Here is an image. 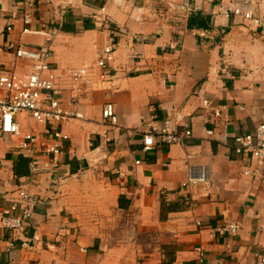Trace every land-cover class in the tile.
<instances>
[{
  "label": "crops",
  "instance_id": "1",
  "mask_svg": "<svg viewBox=\"0 0 264 264\" xmlns=\"http://www.w3.org/2000/svg\"><path fill=\"white\" fill-rule=\"evenodd\" d=\"M16 1L0 0L7 69H30L9 43L40 48L54 32V64L84 67L111 42L106 19L125 34L108 75L94 77L81 96L79 116L59 125L67 138L56 182L50 172L32 173L20 137H0V264H261L264 163L237 154L235 136L264 122V0H75L69 8L41 6L26 33L21 19L10 18ZM187 1L191 10L181 8ZM109 103L116 124L103 117ZM177 112L192 127L187 145L156 140L144 152V135ZM18 121L24 132L46 127L26 113ZM202 166L208 182L190 183ZM22 186L42 203L33 225L13 237L1 210ZM229 224L238 231L224 232Z\"/></svg>",
  "mask_w": 264,
  "mask_h": 264
},
{
  "label": "built area",
  "instance_id": "2",
  "mask_svg": "<svg viewBox=\"0 0 264 264\" xmlns=\"http://www.w3.org/2000/svg\"><path fill=\"white\" fill-rule=\"evenodd\" d=\"M53 4L69 8L74 6L75 0H17L10 18L21 19L24 23L23 32H31L30 26L34 13L43 5ZM169 6L176 8L173 3H169ZM181 8L191 10V2L187 1ZM231 10L237 15L253 20L255 24L261 22L254 18L251 10L243 11L239 7ZM104 28L110 33L111 42L99 51L98 60L90 66L61 68L55 65L51 48L54 32L46 34L47 42L40 48H33L21 41L6 45V50L14 55L15 60L29 63L30 69L21 72L16 68L7 69L0 65V137H20L19 154L30 159L33 174L50 172L54 182L57 181L58 171L55 166L59 162V157L63 152V143L67 138L59 125L79 116L76 107L81 96L92 88L94 77L99 76L103 79L108 75V70L115 61L117 37L125 34L110 19L105 20ZM6 30L12 31L13 26L8 25ZM170 48L175 50L176 46L170 45ZM222 73L231 76L232 67L225 64L222 67ZM210 104L209 100L204 101L205 106L208 107ZM24 113L45 125V129L41 133L24 132L18 121V116ZM214 115L220 117L221 111L216 109ZM103 117L112 124L118 122V116L112 103L105 106ZM180 121H182V116L177 112L174 118L166 119L160 128L153 127L152 131L144 135L143 151L153 150L157 143L156 140L161 143L186 146L192 137V127L189 123H180ZM208 134L213 135L214 130L209 129ZM235 141L237 154L264 163V122L257 125L250 133L236 135ZM42 160L45 161L44 164ZM140 162L138 160L136 164ZM246 173L249 174L248 171ZM208 180L209 169L202 166L193 173L190 183H206ZM17 191V198L12 199L11 204L1 210L4 232L11 233L13 237L25 232L29 226L33 225L36 208L42 203V199L28 188L22 186ZM201 224L199 221L198 225ZM238 229L237 224H229L222 230L236 233ZM8 243L7 251L10 252L15 247L14 239L12 238ZM27 244L24 243V245ZM198 250L202 253L203 249L198 248ZM257 257L260 263L264 264V251L258 252Z\"/></svg>",
  "mask_w": 264,
  "mask_h": 264
}]
</instances>
